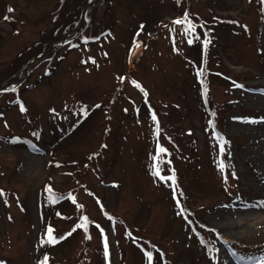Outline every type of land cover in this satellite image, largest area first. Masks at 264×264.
<instances>
[{
  "label": "rangeland",
  "instance_id": "obj_1",
  "mask_svg": "<svg viewBox=\"0 0 264 264\" xmlns=\"http://www.w3.org/2000/svg\"><path fill=\"white\" fill-rule=\"evenodd\" d=\"M0 190L4 264H261L264 3L0 0Z\"/></svg>",
  "mask_w": 264,
  "mask_h": 264
},
{
  "label": "snow or ice",
  "instance_id": "obj_2",
  "mask_svg": "<svg viewBox=\"0 0 264 264\" xmlns=\"http://www.w3.org/2000/svg\"><path fill=\"white\" fill-rule=\"evenodd\" d=\"M262 3H264V0H261ZM9 11H14L13 9H9ZM4 19L7 21L9 20V17L8 16H5ZM176 24H186L187 27L185 29L186 33H195V29H196V26L194 24L191 23V21L187 20V14H185V19L184 20H176L175 21ZM202 27V25H201ZM191 43V40L189 41ZM211 41L210 40H205L204 41V46L205 48L207 47V45L210 43ZM200 75H203V72L200 73ZM237 87H243L242 85H237ZM207 91V89H205V92ZM145 95H147V93H145ZM22 110H24L22 108ZM152 119L154 121H156V116L155 114H153L152 116ZM248 122H257V121H248ZM157 132H159V125H158V122H157ZM224 143H227L226 141ZM224 143H221V146H220V150L221 152L224 151ZM161 152L165 151L164 149H160ZM225 167L224 163L221 162L220 164V168L223 170ZM156 176H160V172H159V169H157L154 173ZM161 179H164V177H161ZM170 179H172L174 181V176L171 177ZM49 191L51 192V190L49 189ZM4 195L3 191L0 190V196ZM73 201H75V198H73ZM178 205H179V201H177ZM184 209L181 208V212H183ZM87 217H84L83 220H84V224L82 225H79L80 227H84L85 229L87 228ZM70 235V233H69ZM47 242L48 243H56L58 242L57 238L53 236V230L51 228L48 229V232H47ZM104 245H105V255L107 256L108 255V252H107V249H108V243H107V237H105L104 239ZM148 260L151 264V260H152V256H151V253H148ZM0 264H4V262L0 261ZM43 264H47V257L45 258ZM261 264H264V259L261 260Z\"/></svg>",
  "mask_w": 264,
  "mask_h": 264
}]
</instances>
